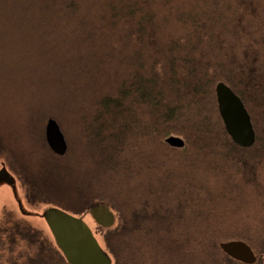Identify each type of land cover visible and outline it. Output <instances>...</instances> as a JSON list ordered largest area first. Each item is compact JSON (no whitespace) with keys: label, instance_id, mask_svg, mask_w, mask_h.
<instances>
[{"label":"trees","instance_id":"obj_1","mask_svg":"<svg viewBox=\"0 0 264 264\" xmlns=\"http://www.w3.org/2000/svg\"><path fill=\"white\" fill-rule=\"evenodd\" d=\"M21 27V35L11 33ZM33 27L42 56L62 66L70 59L80 74L57 75L58 93L50 103L23 105L25 122L36 120L40 106L54 108L42 132L50 161L62 171L48 175L37 166L32 172L36 164L21 157L22 146L5 141L0 121V157L38 199L79 217L94 206H109L116 224L102 229L99 242L113 264H243L220 248L235 240L247 243L256 264H264V206L255 204L264 198L259 1L6 0L0 4V71L13 57L14 42L29 51L24 39ZM220 82L251 116L256 133L251 148L237 146L225 130L215 92ZM17 87L25 98L27 86ZM71 105L82 112L74 120L64 112ZM50 119L62 131L63 125L73 130V138H65V156L47 144ZM17 125L16 140L25 142L28 124ZM169 137L183 139L184 147L168 145ZM70 157L76 160L74 176ZM227 177L236 181L232 199L225 186L217 193L208 190L209 180ZM52 248V264H69Z\"/></svg>","mask_w":264,"mask_h":264},{"label":"rangeland","instance_id":"obj_2","mask_svg":"<svg viewBox=\"0 0 264 264\" xmlns=\"http://www.w3.org/2000/svg\"><path fill=\"white\" fill-rule=\"evenodd\" d=\"M5 1L6 0H0V4H4ZM258 1L260 3V9H262L264 16V0ZM8 29L11 28H9L8 26ZM22 29L23 27H21L20 30H13L11 33L21 35L18 34V32L22 31ZM34 29L35 28L33 27V31L30 32L24 39V41L28 44L29 51H27V48L25 46H22L18 42H14L12 46L13 57L3 61V66L1 67L0 71V121L2 124V129L4 131L2 132L4 133L5 141L10 142L12 146H22L19 148L20 152H22L21 157L27 159L29 163L36 164V167L33 168L32 172H34L38 166V168H41V170H43V174L48 173V175H52L62 170L55 169V164L50 161V159L52 158L49 159V153L44 143V135L42 130L44 120L50 114L51 111H54V108H50L47 105L40 106L37 110L36 120L31 122L29 119H27V121L25 122V117L27 115L26 109L24 107L25 102L43 100L45 102L50 103L53 98L51 97L52 94L58 93V90L56 88L57 75L61 78H72L74 74L79 76L80 74L77 71H73L71 66L73 63L70 59L65 60V66H62L61 63L55 64L56 60L51 61L50 56L43 57L37 49V38L39 37V31L38 28L36 32ZM44 49L46 50L45 45ZM158 64H160V62H157V65ZM77 65H81L79 66L80 69L83 67L81 61H79ZM87 72L88 75L92 73L93 67H91V69ZM104 75H106L105 71ZM19 84H25L28 88V94L25 98L22 92H20L19 88L17 87V85ZM44 88L46 90H43ZM78 110V108L74 109L71 105L64 112L66 114H70V119L74 120L76 117H79L82 113L81 111L78 112ZM18 123H20L21 126L23 124H28V126L22 131V135H24V138L26 139L25 142L23 140H16L18 130L17 128H19V126L17 125ZM62 132L64 133L65 138L68 141L73 138L72 129L66 128L63 125ZM23 146H26V150L24 151L22 150ZM149 148L150 143H145V152L149 151ZM159 158L161 159L162 157L159 156ZM0 163H2L3 165L1 159ZM75 164L76 160L70 157L68 161V170L72 175L75 174ZM2 165H0V169L2 168ZM5 167L6 168L3 169H6V171L15 178V175L18 174L17 170L13 166L9 165V161H7ZM196 173H198V171ZM234 184H236V181L233 182L231 177H227L223 182H218L215 179L209 180L208 190L217 193L221 189V186H225L227 187L225 190L226 197L232 199L231 190L233 189ZM193 186L195 185L193 184ZM193 186H191L189 190L196 191V187L194 189ZM17 192L22 203L21 206L23 210H25L27 213L25 215L22 214L19 208H15L12 204L5 205L3 207V217L5 215V218L3 220L1 219V224L9 226L17 225L15 221L21 222V227L23 228L22 230L24 232L30 229L32 231L42 233L45 237L46 243L55 248L56 244L54 242V239L51 236L45 235L47 228L43 224V221L40 219V217L36 216L39 214H43V212L48 209L49 206L43 204L42 201L39 202V204L28 206L26 202L22 201L20 191L17 190ZM10 200H13L12 191L8 187L0 186V205L2 206L5 201ZM255 201L256 205H259L260 207L264 206L263 197ZM246 202L248 204L253 203L252 200H246ZM4 220H6V222H3ZM85 221L90 224L91 228L93 229L99 240L101 233L103 232V228L99 227L90 216H86ZM47 259L48 257H43L42 261Z\"/></svg>","mask_w":264,"mask_h":264},{"label":"water","instance_id":"obj_3","mask_svg":"<svg viewBox=\"0 0 264 264\" xmlns=\"http://www.w3.org/2000/svg\"><path fill=\"white\" fill-rule=\"evenodd\" d=\"M216 99L220 117L231 140L241 148H251L256 142V133L251 116L242 100L225 83L216 86ZM46 141L53 153L65 156L68 144L58 123L50 119L47 124ZM166 143L175 148H183L185 143L177 137H169ZM12 177L6 170H0V184L12 185ZM94 222L103 229H111L116 224V216L109 206L97 205L89 210ZM54 242L69 264H113L100 242L85 221V217L74 216L58 208L50 207L43 213ZM224 254L243 264H255L257 256L243 241H229L220 244Z\"/></svg>","mask_w":264,"mask_h":264},{"label":"flooded vegetation","instance_id":"obj_4","mask_svg":"<svg viewBox=\"0 0 264 264\" xmlns=\"http://www.w3.org/2000/svg\"><path fill=\"white\" fill-rule=\"evenodd\" d=\"M0 159L5 161L3 162L2 168L0 169L4 170L3 168H6L5 166L7 160L4 158V155H1ZM17 173L18 174L15 175V178L8 173L12 177V185H8L6 183L0 184V186L8 187L10 189L12 191L13 197V200L5 201L2 206L0 205V264H37L38 262H42L43 264H47L48 262V264H52L54 262L55 250H53V248L50 246L49 248L47 247L45 243V237L42 233L32 231L30 229L24 232L22 230L23 228L21 227L22 223L18 221H15L17 225L7 226L1 224V219L3 220L5 218V215L3 217V207L5 205L12 204L15 208H19L22 214L25 215L27 213L21 206L22 203L18 196L17 190L20 191L22 201L26 202L28 206H33L41 202L32 189L25 183L22 176L20 175V172L17 171ZM36 216L40 217V219L43 221V224L47 228L45 235L51 236L53 238L45 219L42 218L43 214ZM3 222H6V220ZM43 246L48 248V250H43ZM50 254H52V257ZM43 257H48V259L42 261L41 258Z\"/></svg>","mask_w":264,"mask_h":264}]
</instances>
